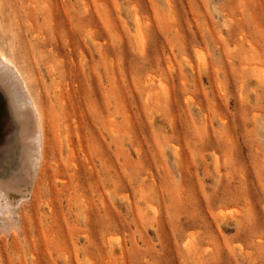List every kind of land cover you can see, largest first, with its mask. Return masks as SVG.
Returning <instances> with one entry per match:
<instances>
[{
    "label": "rangeland",
    "instance_id": "1",
    "mask_svg": "<svg viewBox=\"0 0 264 264\" xmlns=\"http://www.w3.org/2000/svg\"><path fill=\"white\" fill-rule=\"evenodd\" d=\"M0 50L54 184L2 264H264V0H0Z\"/></svg>",
    "mask_w": 264,
    "mask_h": 264
},
{
    "label": "bare ground",
    "instance_id": "2",
    "mask_svg": "<svg viewBox=\"0 0 264 264\" xmlns=\"http://www.w3.org/2000/svg\"><path fill=\"white\" fill-rule=\"evenodd\" d=\"M31 87L29 76L0 50V260L11 251L14 254L15 246L6 244L5 237L15 234L24 204L29 200L34 204L43 200L45 193L54 192L51 171L45 161V124ZM4 155L9 156L6 163L2 162ZM28 219L27 222L34 221L33 215Z\"/></svg>",
    "mask_w": 264,
    "mask_h": 264
}]
</instances>
